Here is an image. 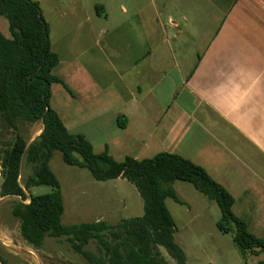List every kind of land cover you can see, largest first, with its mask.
<instances>
[{
	"label": "crops",
	"instance_id": "0c3cea01",
	"mask_svg": "<svg viewBox=\"0 0 264 264\" xmlns=\"http://www.w3.org/2000/svg\"><path fill=\"white\" fill-rule=\"evenodd\" d=\"M133 1L114 0L111 12L100 7L107 22L113 11L138 17L136 25H129L133 34L122 41L98 40L93 46L82 24V34L75 36L63 26V54L51 42L60 57L54 71L63 68L76 78L72 67L79 64L82 79L75 88L53 71L69 90L52 85L51 107L54 87L63 92V106L52 109L68 132L84 136L96 153L108 149L118 162L179 155L204 168L232 195L234 206L254 204L256 191L264 188V0ZM191 4L194 14L217 21L202 50L183 12ZM147 6L149 17H156L175 41L172 66L168 57H154L152 19L139 18ZM169 7L182 16L169 14L167 24H161ZM106 30L99 29V35H107ZM119 118L127 122L125 128Z\"/></svg>",
	"mask_w": 264,
	"mask_h": 264
},
{
	"label": "trees",
	"instance_id": "16d2710c",
	"mask_svg": "<svg viewBox=\"0 0 264 264\" xmlns=\"http://www.w3.org/2000/svg\"><path fill=\"white\" fill-rule=\"evenodd\" d=\"M1 18L8 22L10 37L0 29V119L14 131L19 122L43 125L41 134L29 145L17 134L0 153L1 195L21 199L12 213L29 244L39 248L49 237H67L74 251L90 264H168L160 251L163 248L177 264H187L185 252L175 241V221L166 206L169 198L181 203L173 185L184 181L217 202L222 213L217 227L232 236L244 257L264 253V240L254 236L247 223L234 214V198L204 168L170 153L144 160L127 157L118 162L108 149L96 153L84 136L69 133L51 107L52 85L68 88L53 74L60 57L52 49L50 26L40 4L32 0H0ZM126 123L118 119L121 128ZM55 152L61 153L67 165L88 169L97 181L121 178L133 184L144 200V216L115 225H63L60 183L50 168ZM25 155L34 173L23 187L19 179ZM39 186L53 191L27 195L25 189ZM91 240L98 242L100 255L85 249Z\"/></svg>",
	"mask_w": 264,
	"mask_h": 264
},
{
	"label": "rangeland",
	"instance_id": "374dc122",
	"mask_svg": "<svg viewBox=\"0 0 264 264\" xmlns=\"http://www.w3.org/2000/svg\"><path fill=\"white\" fill-rule=\"evenodd\" d=\"M32 1L40 4L51 29L50 37L51 42H53V49L62 52V54L66 47V33L63 26H69L72 30L71 34L75 36L82 34L83 28L81 29L79 26L86 24L84 29L87 40L94 46L95 41L98 40L102 44L113 38L122 41L125 34H133L129 31V25L137 24L138 17L124 18L117 11L110 13L108 22L106 21L100 7H107L108 11L111 12L110 9L114 0ZM150 1L138 0L140 5H149ZM161 1L154 0L151 2L159 5ZM124 2L134 3L133 0H124ZM149 7L147 6L146 15L139 16V18L152 19L151 46L154 57L159 55L168 57L169 66H172L171 45L175 41L170 34L163 33L164 26L162 25L163 28L160 27V24L156 22V17H149ZM199 7L206 8L207 6L204 4ZM194 8L196 5L191 4L184 7L183 12L187 14L191 28L196 30L194 42L197 46H201L197 47V50H202V45L208 39V35L210 36L212 31L216 30L217 21L212 18L211 22L207 16L194 14L192 12ZM169 14L174 19L182 16V13L176 14V10L169 7L160 19L161 24H167ZM91 27L93 29H90ZM102 28L107 29V35H99V29ZM0 29L5 36L10 37L9 25L5 18L0 19ZM79 66L78 64L72 67L73 72L78 73L76 78L71 77L63 68L55 70L54 74L63 78L65 82L67 79V82L74 87L75 84L77 87H81L82 79L79 74ZM60 89H62L60 86L53 89V109L63 106L61 104L63 99L60 94L63 92ZM18 127V130L14 131L0 119V153L14 140L17 134L22 136L29 145L37 139L43 129L41 122L35 124L19 122ZM50 168L60 183L65 210L62 224L65 226L93 222H106L115 225L122 220L140 218L145 214L144 200L138 189L125 179L97 181L88 169L67 165L60 152L54 153ZM33 173L34 167L28 163L25 155L19 179L23 187L26 186ZM2 182L0 168V264H90L83 256L74 251L67 237H49L39 248L29 244L22 237L19 220L12 213L14 205L21 199L14 196L2 197ZM173 189L181 203L169 198L166 200V206L175 221V241L185 252L187 264H257L264 261V253L248 254L244 257L234 244L232 236L220 232L217 224L222 219V213L215 200L210 199L188 182L177 181L174 183ZM25 191L28 196H31L49 194L53 189L48 186H39L25 189ZM256 196V200L252 204L253 207L250 203L238 201L233 207V212L247 223L249 231L254 236L264 240V188L258 189ZM243 204L250 206L244 207ZM85 249L100 255L96 240H91ZM160 251L168 264H177L166 250L160 248Z\"/></svg>",
	"mask_w": 264,
	"mask_h": 264
}]
</instances>
